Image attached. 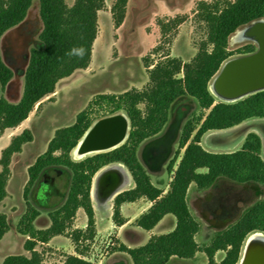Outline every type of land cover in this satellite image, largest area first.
<instances>
[{
    "label": "trees",
    "instance_id": "obj_1",
    "mask_svg": "<svg viewBox=\"0 0 264 264\" xmlns=\"http://www.w3.org/2000/svg\"><path fill=\"white\" fill-rule=\"evenodd\" d=\"M33 2L0 0V39L26 19ZM38 2L43 23L39 35L42 46L30 51L19 101L11 102L3 94L0 97V137L7 129L15 128L28 119L35 106H41L40 102L55 92L60 80L76 70L89 67L99 32L98 14L106 8L105 0H74L72 5L67 0ZM128 2L115 0L111 9L115 28L124 22ZM196 17L204 23L207 36L190 61L185 62L168 52L158 61L150 63L151 55L161 50L162 45L158 44L150 56L145 57L149 68V84L145 89L98 94L77 114L73 124L55 131L46 151L28 167V180L23 190L26 211L18 221L16 231L26 236L23 247L29 255H8L2 264H44L43 253L37 250L38 244H48L54 237L66 234L79 209L86 214V228L70 233L76 254H67L61 264H97L85 257L80 244L92 241L97 233L92 201L94 178L100 170L115 163L123 164L134 182L132 188L114 198L112 219L116 226L127 222L121 213L122 205L141 198L152 202L136 221L141 229L151 231L166 215H173L176 219V226L170 233L152 235L138 247L124 243L119 245L118 250L128 254L133 264H167L172 257L192 259L199 251L207 255V264H238L248 236L258 232L264 234V200H260L247 208L236 223L218 232L210 244L202 247L196 240L201 224L188 204V191L192 184L199 191L209 189L221 177L241 184H264L262 139L258 133H248L241 148L233 152L213 153L201 145L202 137L208 131L225 130L252 118H264V90L234 103L217 102L210 90L211 81L224 62L235 55L256 51L252 44L230 50L229 43L238 30L264 19V0H200ZM183 21L184 18L178 16L166 21L159 19L157 24L163 38L166 39V35ZM74 49H83V55L74 52ZM13 77L14 71L5 63L0 52L2 92ZM182 96L195 98L201 112L183 129L179 148L167 166L168 173L173 176L165 192L152 182L138 158V148L146 139L163 130L173 103ZM94 111L104 112V115L94 116ZM117 112H124L130 120L125 143L111 151L75 160L73 149L91 124ZM199 124L200 129L190 141ZM32 140L31 131L26 129L14 136L2 150L0 204L8 196L12 157ZM49 167L68 169L71 180L65 202L49 213L50 225L37 228L35 221L41 213L30 202V194L43 171ZM9 230L8 216L0 210V240ZM219 251L225 252V255L217 261L215 255Z\"/></svg>",
    "mask_w": 264,
    "mask_h": 264
},
{
    "label": "rangeland",
    "instance_id": "obj_2",
    "mask_svg": "<svg viewBox=\"0 0 264 264\" xmlns=\"http://www.w3.org/2000/svg\"><path fill=\"white\" fill-rule=\"evenodd\" d=\"M199 1L129 0L124 22L119 28H115L111 12L115 0H105L106 8L98 14L99 32L93 45L89 67L76 70L71 76L60 80L55 92L44 98L40 102L41 106L37 104L28 119L8 130L0 143L2 152L9 145H6L7 142L24 130H30L33 135V140L24 144L22 151L12 157L11 175L7 186L8 197L0 204V210L7 214L11 228L0 240V264L11 254L29 255L23 247L26 239L16 231L17 223L26 211L23 190L28 180V167L46 151L55 131L73 124L77 114L98 94H120L133 88L145 89L149 84V68L145 57L150 56L153 48L158 44L161 43V50L151 55L150 63L158 61L168 52L185 62L190 61L207 36L204 23L196 17ZM73 2L74 0H67L69 5ZM177 16L183 17L184 21L164 39L157 24L158 20L166 21ZM42 29L39 2L34 0L26 19L7 31L0 39L2 58L15 73L6 93V98L11 102H16L23 93L24 72L29 62L30 51L32 48L42 46L39 38ZM235 34L230 39V50L248 44L258 49L251 40L235 41L233 39ZM239 56L243 55H235L232 58ZM252 94L235 101H225L217 96L215 99L217 102L234 103ZM94 112V116L97 117L104 115L101 111ZM200 112L201 109L195 98L190 96L178 98L170 109L169 119L163 130L146 139L138 148V158L151 176L152 182L165 192L173 176L168 173L167 166L179 148L183 129L186 123L196 119ZM247 124L256 127L257 133L262 137L264 149V118L250 119ZM199 129L200 124L196 125L190 141ZM235 134L236 132L232 130L219 131L206 139L203 144L215 150L233 152L239 147L241 139H236L231 145L225 143H229ZM262 158L264 159V150ZM108 176L123 181L113 194L103 188L108 185ZM70 180L71 172L66 168L49 167L43 171L30 194V202L41 213L36 222L37 228H46L50 225L49 213L65 202ZM133 186L132 177L123 164H111L96 174L92 187V201L96 214L97 233L92 241L80 244L87 259L97 264H133L128 254L118 250L121 243L138 247L148 241L150 234L151 236L167 234L174 230L176 219L173 215H166L154 228L153 233L137 226V219L152 205L146 198H141L136 203L122 205L121 213L127 224L122 225L123 227L114 224L112 219L114 198ZM260 200H264V184L261 183L241 184L221 177L212 187L202 191L192 184L188 191V204L201 224V230L196 236L198 244L202 247L210 244L218 232L236 223L247 208ZM86 224L87 217L84 210H78L66 234L54 237L48 244H38L37 250L43 253L44 264H61L67 254H76L70 233L75 229H85ZM224 255L225 252L219 251L215 259L220 261ZM207 263V255L199 251L192 259L172 257L167 264Z\"/></svg>",
    "mask_w": 264,
    "mask_h": 264
},
{
    "label": "water",
    "instance_id": "obj_3",
    "mask_svg": "<svg viewBox=\"0 0 264 264\" xmlns=\"http://www.w3.org/2000/svg\"><path fill=\"white\" fill-rule=\"evenodd\" d=\"M261 20L255 22H260ZM230 60H233L232 65L227 70H222L223 65ZM227 61L224 62L212 79L213 81L218 75L221 76L216 87L219 92L227 96L225 97V101H235L241 97L242 93L249 95L264 90V45L251 54L234 59L230 58ZM210 90L213 93L211 84ZM118 113L120 112L95 120L86 130L73 151L80 145L88 130L97 121L98 123L95 128L80 148L82 153L110 149L120 144L125 138L127 140L129 135L128 129L130 130V120L126 114L127 120L119 116Z\"/></svg>",
    "mask_w": 264,
    "mask_h": 264
},
{
    "label": "bare ground",
    "instance_id": "obj_4",
    "mask_svg": "<svg viewBox=\"0 0 264 264\" xmlns=\"http://www.w3.org/2000/svg\"><path fill=\"white\" fill-rule=\"evenodd\" d=\"M235 41L238 40H251L253 41L257 47H262L264 45V20H261L260 22H255L251 26H248L246 28H243L236 32L234 38ZM237 58V57H234ZM232 58V59H234ZM233 60L227 61L223 67L222 70H227L230 65H232ZM221 76H217L211 83V87L214 93V96H217L218 98L225 100L226 95L219 92L217 90L216 84ZM247 96V94L242 93L241 97L238 99H241L243 97ZM237 99V100H238ZM119 116H122L124 119L127 120V117L124 112L118 113ZM98 121L88 130L85 137L81 141L80 145L72 152L74 158L81 159L87 156L108 152L113 149L118 148L122 144L125 143L126 138L117 146L111 147L110 149L106 150H95L91 151L89 153H82L81 152V146L86 140V138L90 135V133L95 128ZM129 125V124H128ZM129 131V129H128ZM121 179H116L113 176L107 177V186L105 185L103 188L104 190L108 191L110 194H113L115 190H118L120 188V185L122 184ZM95 188V187H94ZM240 264H264V234L262 233H254L252 234L246 241L245 247H244V255L242 257V260L239 262Z\"/></svg>",
    "mask_w": 264,
    "mask_h": 264
},
{
    "label": "crops",
    "instance_id": "obj_5",
    "mask_svg": "<svg viewBox=\"0 0 264 264\" xmlns=\"http://www.w3.org/2000/svg\"><path fill=\"white\" fill-rule=\"evenodd\" d=\"M91 64V63H90ZM14 76H15V73H14ZM14 78V77H13ZM12 81V80H11ZM10 81V82H11ZM9 85V84H8ZM7 88H8V86H7ZM7 88H6V90H5V92H2V90H1V86H0V97H1V95L3 94V95H5V97H6V93H7ZM21 98V97H20ZM19 98V99H20ZM19 99L17 100V101H19ZM16 101V102H17ZM253 119V118H252ZM250 120V119H249ZM249 120H246V121H244V122H242L241 124H239V125H236V126H234V127H232V128H229V129H225V130H212V131H208V132H206L205 134H204V136L202 137V142H201V145L206 149V150H208V151H210V152H213V153H227V151H219V150H215V148H209L208 146H205L203 143L205 142V140L206 139H208L211 135H213L214 133H217V132H219V131H235L236 132V134H235V136H234V138L233 139H231V141L229 142V143H225V145H231V144H233L234 142H235V140L236 139H241L240 140V142H239V147L237 148V150L238 149H240L241 148V146H242V144H243V142H244V140H245V138H246V136H247V134L248 133H250V132H256L257 133V131H256V127L254 126V125H250V124H247L248 123V121ZM10 129H12V128H10ZM10 129H7L5 132H4V134L8 131V130H10ZM4 134L0 137V143H1V141L4 139ZM261 137V136H260ZM261 139H262V137H261ZM10 143V140L7 142V144L6 145H8ZM5 147V146H4ZM263 140H262V153H263ZM0 155H1V149H0ZM8 197V196H7ZM6 197V198H7ZM137 201H135V202H132V203H136ZM151 202V201H150ZM151 204H152V202H151ZM125 205V203L123 204V206ZM79 210H81V209H79ZM41 215V214H40ZM39 218V217H38ZM37 218V219H38ZM37 219H36V221H35V225H36V222H37ZM96 223H97V221H96ZM127 224V222L123 225V226H125ZM122 226V227H123ZM83 227H85V225L83 226ZM11 228V227H10ZM47 228V227H46ZM154 229H152L151 231H150V233H153L152 231H153ZM7 234V233H6ZM21 235V234H20ZM25 239H26V236H24V235H22ZM150 237H151V234H150ZM149 237V238H150ZM149 238H148V240H149ZM121 241H123L122 239H121ZM24 244V243H23ZM26 255V254H25Z\"/></svg>",
    "mask_w": 264,
    "mask_h": 264
},
{
    "label": "clouds",
    "instance_id": "obj_6",
    "mask_svg": "<svg viewBox=\"0 0 264 264\" xmlns=\"http://www.w3.org/2000/svg\"><path fill=\"white\" fill-rule=\"evenodd\" d=\"M73 51L78 52L81 56L83 55V49H78V50L74 49Z\"/></svg>",
    "mask_w": 264,
    "mask_h": 264
},
{
    "label": "flooded vegetation",
    "instance_id": "obj_7",
    "mask_svg": "<svg viewBox=\"0 0 264 264\" xmlns=\"http://www.w3.org/2000/svg\"><path fill=\"white\" fill-rule=\"evenodd\" d=\"M243 255H244V251H243V254H242V256H241V260H242ZM239 264H240V263H239Z\"/></svg>",
    "mask_w": 264,
    "mask_h": 264
}]
</instances>
